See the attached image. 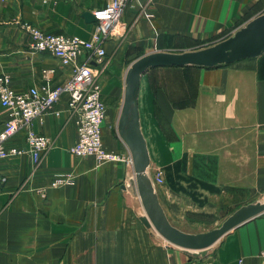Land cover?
I'll return each mask as SVG.
<instances>
[{
  "label": "crops",
  "instance_id": "obj_1",
  "mask_svg": "<svg viewBox=\"0 0 264 264\" xmlns=\"http://www.w3.org/2000/svg\"><path fill=\"white\" fill-rule=\"evenodd\" d=\"M262 1L143 0L131 3L122 15L123 31L126 28L127 33L123 38L112 37L104 45L108 63L99 85L106 105L102 126L105 149L124 156L130 154L117 136L116 123L123 100L125 73L135 60V53L157 47L158 41L171 45L184 38L208 41L232 28L233 33L238 28L235 25L246 16L254 15ZM108 2L0 0V74L10 77L15 90L26 91L31 87L40 88L44 84L42 70L51 68L55 71L52 85H64L69 80L70 68L62 67L49 53H32L29 35L21 25L88 40L94 23H87L83 13H93ZM148 14L151 16L147 17ZM246 60L255 63L252 69L243 68L245 65L241 63ZM194 68L205 86L200 96L198 92L191 94L190 123H207L206 131L210 127L208 123H218L217 127L238 123L237 128L239 123H258L262 130L259 134L263 135L256 147L259 150L256 159L264 168V54L225 67L191 69ZM166 69L186 68L151 69L142 76L138 95L140 126L142 113L149 104L168 102L164 93L156 98L155 89L149 84L151 78ZM67 102L68 95L63 94L54 107L60 113L58 117L50 113L41 122L32 123L35 133L51 140V147L33 173L25 155L0 160V175L5 178L0 191V264H264V258L259 255L264 246V213L222 237L202 257H193L166 242L154 229L145 227L140 221L145 216L140 199L130 188L134 180L131 163L109 162L96 167L92 158H77L68 153L77 137ZM212 106L226 110H213ZM8 118L9 111L0 105V131ZM244 138L245 125L241 133L237 132L227 142L243 144ZM17 140H23V135ZM250 141L253 143V138ZM198 154L204 156L202 152ZM259 170L261 173L262 169ZM59 173H72L73 184L49 189L45 199L31 191L47 186ZM182 178V165L177 159L173 185H153L161 208L170 224L185 233L210 231L179 226L194 221L188 213L193 206L184 205L188 196L183 194ZM203 182L196 181V185L204 189L198 191L216 193L221 186L207 180ZM211 196L209 194L208 198ZM220 200L214 197L207 202L209 213H216L222 207Z\"/></svg>",
  "mask_w": 264,
  "mask_h": 264
},
{
  "label": "rangeland",
  "instance_id": "obj_2",
  "mask_svg": "<svg viewBox=\"0 0 264 264\" xmlns=\"http://www.w3.org/2000/svg\"><path fill=\"white\" fill-rule=\"evenodd\" d=\"M258 13H264V0L254 15L246 16L243 21L235 25V28L239 29L244 26ZM232 30L233 28L219 33L208 41L184 38L179 41L175 40L171 45L158 41L157 47L140 49L134 54L133 59L136 60L144 54L160 52L161 49L169 50L170 53H183L207 48L227 39L235 32L232 33ZM126 33L125 28L122 38ZM241 64L245 65L243 68L247 67L248 70L255 65L251 60H246ZM191 68L193 67L177 70L178 72L166 69L151 78L149 84L155 89V97L158 98L159 93H164L168 102L161 104L155 101L153 106L149 104L148 109L146 107L147 111L142 113L141 130L151 158L147 171L151 173L149 177L153 185L157 187L164 183L169 186L173 185L174 163L178 159V163L182 165V190L183 194L188 196L184 205L193 206L188 213L192 214L194 221L179 226L206 231L220 227L222 222L240 207L264 201V168L261 161L256 159L259 151L256 147L263 134H259L262 130L258 127V123H239L238 128V123H227L225 127H217L218 123H208L210 126L208 131L204 127L207 123H190L191 94L193 96V93L198 92L200 96L205 86L200 75L196 74L197 70ZM142 84H145V78ZM211 109L217 111L221 109L222 112L226 110L225 107L214 108L213 106ZM210 115L212 117L213 113L211 112ZM244 125L246 138L243 144L227 142L237 132L241 133ZM202 130L204 132H201ZM252 138L253 143L250 141ZM197 152H202L204 156L200 157ZM259 168L262 169L261 173ZM157 173L162 178L159 184L154 183ZM205 180L221 186L217 187L216 193L198 191V189H204L202 186L198 187L196 181ZM1 189L2 187L0 191ZM209 194L212 195L210 198H208ZM214 197L221 199L222 207L218 208L216 213H209L207 202L213 200Z\"/></svg>",
  "mask_w": 264,
  "mask_h": 264
},
{
  "label": "built area",
  "instance_id": "obj_3",
  "mask_svg": "<svg viewBox=\"0 0 264 264\" xmlns=\"http://www.w3.org/2000/svg\"><path fill=\"white\" fill-rule=\"evenodd\" d=\"M141 1L109 0L104 8L94 11V30L88 40L44 32L27 24L21 25L29 35L30 51L34 54H51L62 67L70 68V77L64 85L53 86L51 80L54 69H44L41 73L44 84L40 88L17 91L12 87L10 77L0 74V105L9 111V118L0 131V160L25 155L30 160L33 173L51 147V140L35 133L31 128L32 123L35 120L41 122L50 113L58 117L60 113L54 107L62 95L67 94V109L74 121L77 137L68 153L77 158L90 157L96 167L109 162L132 164L130 154L124 156L108 151L103 146L102 126L106 106L101 98L99 78L108 63L105 43L112 37L123 36L124 11L131 3ZM21 134L23 140H17ZM74 179L72 173L55 174L46 187L34 188L32 191L45 199L49 189L71 185ZM4 182L5 178L0 175V188ZM161 182L162 178L157 173L154 183ZM259 255L264 258V246Z\"/></svg>",
  "mask_w": 264,
  "mask_h": 264
},
{
  "label": "water",
  "instance_id": "obj_4",
  "mask_svg": "<svg viewBox=\"0 0 264 264\" xmlns=\"http://www.w3.org/2000/svg\"><path fill=\"white\" fill-rule=\"evenodd\" d=\"M87 23H94L92 13H83ZM264 54V13L254 17L227 39L207 48L183 53L153 52L134 60L124 77L123 100L116 123V133L132 159L134 180L132 192L140 199L145 216L142 224L154 229L166 242L181 248L193 257H202L222 237L264 213V201L244 205L218 228L189 234L172 226L161 208L152 181L147 173L150 157L141 132L138 95L142 76L151 69L196 67L213 69Z\"/></svg>",
  "mask_w": 264,
  "mask_h": 264
}]
</instances>
